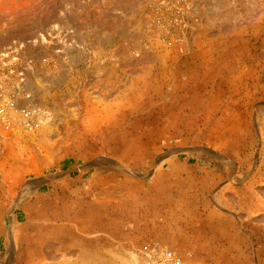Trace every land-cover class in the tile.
Segmentation results:
<instances>
[{
  "label": "rangeland",
  "instance_id": "obj_1",
  "mask_svg": "<svg viewBox=\"0 0 264 264\" xmlns=\"http://www.w3.org/2000/svg\"><path fill=\"white\" fill-rule=\"evenodd\" d=\"M0 55L18 107L39 113L0 129V232L25 206L32 264H143L149 241L185 264H264V0H0ZM65 158L89 170L75 187L143 219L119 255L42 251ZM7 241L2 264H30Z\"/></svg>",
  "mask_w": 264,
  "mask_h": 264
},
{
  "label": "crops",
  "instance_id": "obj_2",
  "mask_svg": "<svg viewBox=\"0 0 264 264\" xmlns=\"http://www.w3.org/2000/svg\"><path fill=\"white\" fill-rule=\"evenodd\" d=\"M70 166L68 165L66 169H60L59 166L56 168V171L66 173L56 179L57 184L54 182L55 179H47L46 181L47 196H52L57 199V206L54 210L57 214L54 216L53 207L47 205L42 209V221L46 220L47 226H51L53 222L57 221L58 231L47 230L46 233H43L42 241L46 242L47 246L43 242L42 251L45 252V248L47 247L46 252L49 258L48 255L52 251V245H56L58 251L63 250L66 253L70 250H78V253L74 254L73 259L81 261V258L82 260H86L85 258L87 257L84 245L90 243V241H94L95 243L105 245V248L100 251L105 250V253L115 252L119 255L122 249H117L112 245H122L127 238L135 235L138 220L142 221L143 219L138 214L135 206L131 207V211L127 213L121 212L119 205H116L117 209L114 210V205L110 202V199L107 200L104 198L107 196V191L102 190L99 193L93 184L88 185V187H85V184L84 187H75L74 183L81 180L89 170L75 175L73 170H69ZM96 175L97 173L95 171L90 172L89 179L95 181L97 178ZM49 186H51V191L49 190ZM54 188L57 189L55 190ZM102 194L104 197L101 196ZM93 196H98L102 199L100 198V200L94 201L92 199ZM132 204L135 205V202H132ZM118 208L120 209L118 210ZM27 216L25 206L20 207L19 212L13 213L12 226L0 232V240L6 248L8 242L7 237L9 239L11 238L10 245L12 248L11 252L14 254V260L16 261L17 258L20 259L21 251H24V254L28 256V261L32 264V244L21 241L20 231L15 226L24 221L23 217L27 220ZM129 230H131V235L129 234ZM32 235L33 233L30 231L25 236ZM152 237L158 238V233H152ZM3 258L0 259V264H2ZM94 264L97 263L95 262ZM108 264L110 263L108 262Z\"/></svg>",
  "mask_w": 264,
  "mask_h": 264
},
{
  "label": "built area",
  "instance_id": "obj_3",
  "mask_svg": "<svg viewBox=\"0 0 264 264\" xmlns=\"http://www.w3.org/2000/svg\"><path fill=\"white\" fill-rule=\"evenodd\" d=\"M0 57L5 58L8 55H0ZM4 61L7 60H3L2 63H5ZM18 61L17 55H10L12 65ZM13 70L10 67L7 73L0 72V129L5 133L14 132L18 127L31 129L39 123V113L35 107L31 105L18 107L14 80L11 79ZM140 252L143 256V264H185L174 250L157 242H145Z\"/></svg>",
  "mask_w": 264,
  "mask_h": 264
},
{
  "label": "trees",
  "instance_id": "obj_4",
  "mask_svg": "<svg viewBox=\"0 0 264 264\" xmlns=\"http://www.w3.org/2000/svg\"><path fill=\"white\" fill-rule=\"evenodd\" d=\"M71 162H72L71 159H67V158H65V159H63V160L60 162V164H59V168H60V169H66V168L68 167V165H69Z\"/></svg>",
  "mask_w": 264,
  "mask_h": 264
}]
</instances>
